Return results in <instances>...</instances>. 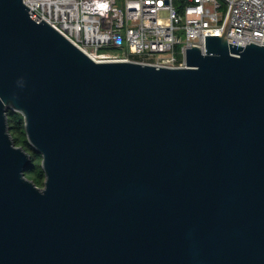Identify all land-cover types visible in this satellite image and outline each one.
<instances>
[{"label": "water", "instance_id": "water-1", "mask_svg": "<svg viewBox=\"0 0 264 264\" xmlns=\"http://www.w3.org/2000/svg\"><path fill=\"white\" fill-rule=\"evenodd\" d=\"M229 26L184 68L99 62L0 0V264H264V42Z\"/></svg>", "mask_w": 264, "mask_h": 264}, {"label": "built area", "instance_id": "built-area-1", "mask_svg": "<svg viewBox=\"0 0 264 264\" xmlns=\"http://www.w3.org/2000/svg\"><path fill=\"white\" fill-rule=\"evenodd\" d=\"M95 61H134L156 67H186V49L206 47V36L222 35L247 46L264 42V0H109L99 14L93 0H23ZM121 50L123 56L111 54Z\"/></svg>", "mask_w": 264, "mask_h": 264}, {"label": "trees", "instance_id": "trees-1", "mask_svg": "<svg viewBox=\"0 0 264 264\" xmlns=\"http://www.w3.org/2000/svg\"><path fill=\"white\" fill-rule=\"evenodd\" d=\"M134 61H143L144 56L132 55ZM10 131L17 146L23 147L32 156L33 164L27 169L26 177L32 180L37 186L43 187L45 174L41 166L42 156L30 146L24 127V120L21 114L9 112Z\"/></svg>", "mask_w": 264, "mask_h": 264}, {"label": "clouds", "instance_id": "clouds-1", "mask_svg": "<svg viewBox=\"0 0 264 264\" xmlns=\"http://www.w3.org/2000/svg\"><path fill=\"white\" fill-rule=\"evenodd\" d=\"M93 4L95 6L96 11L103 15L108 11L109 8V0H93ZM22 86V81L19 82Z\"/></svg>", "mask_w": 264, "mask_h": 264}, {"label": "rangeland", "instance_id": "rangeland-1", "mask_svg": "<svg viewBox=\"0 0 264 264\" xmlns=\"http://www.w3.org/2000/svg\"><path fill=\"white\" fill-rule=\"evenodd\" d=\"M119 5L122 7L121 0H119ZM111 54L116 56L117 58H121L119 56H123V52L121 50H117V49H113V51H111Z\"/></svg>", "mask_w": 264, "mask_h": 264}]
</instances>
